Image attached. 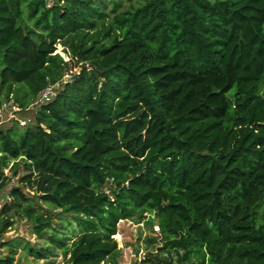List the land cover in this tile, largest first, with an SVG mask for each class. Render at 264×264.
Masks as SVG:
<instances>
[{
    "label": "trees",
    "instance_id": "obj_1",
    "mask_svg": "<svg viewBox=\"0 0 264 264\" xmlns=\"http://www.w3.org/2000/svg\"><path fill=\"white\" fill-rule=\"evenodd\" d=\"M127 2L0 0V106L63 80L57 43L79 67L29 124L0 126V191L17 177L0 235L18 215L65 264H120L119 221L148 213L177 264H264V0Z\"/></svg>",
    "mask_w": 264,
    "mask_h": 264
},
{
    "label": "rangeland",
    "instance_id": "obj_2",
    "mask_svg": "<svg viewBox=\"0 0 264 264\" xmlns=\"http://www.w3.org/2000/svg\"><path fill=\"white\" fill-rule=\"evenodd\" d=\"M141 0H133V2H139ZM128 5L127 0H122V6L125 7ZM55 53H58L64 61H67L68 69L65 71L63 80L58 82L53 88L52 91L61 87V84L70 78L72 73H77L79 67H73L72 61L69 59V55L64 52L63 46L59 43L55 45ZM43 98H38L33 103H31L26 109H20L18 111H13L14 107L12 106L11 101L6 102V107L3 114V121L0 124L1 127L9 126L12 121V115L15 118L25 120H33L34 113L41 103H44ZM9 119V120H8ZM30 123V122H29ZM28 123V124H29ZM19 126H21L19 124ZM7 173V170H5ZM20 174V170H19ZM17 177L13 179L3 190L0 191V209L8 199V190L9 188L16 184ZM107 190V189H106ZM42 207L47 208L46 204L40 202ZM259 211V220L264 221V203L258 209ZM55 212H59L58 209H55ZM12 213V212H11ZM145 218L141 222H136L135 220H120L117 225V233L113 238L117 242V247L121 250V255L119 258L120 264H140L141 260L150 258L153 260V264H177V258L182 254V250H179V253L172 251L170 253L165 252L163 249V241L161 239L160 230L156 231L154 226L157 225V222L154 220L153 224H148V218H152V214L144 213ZM13 225L8 227L7 231L0 235V257L8 254L9 249L7 246H2V242H7L11 239L21 240L17 245V253L14 255L13 264H65L66 257L63 254V248L58 247L56 243H49L47 240L39 239L33 234L31 229V224L25 219L20 218L18 215L13 216ZM53 234L56 237L63 239L67 245L75 238L78 229L76 224L70 215H62L60 219H57L55 216L53 218ZM69 238V239H66ZM25 242L30 243L31 246H50V252H47L46 259H36L21 247ZM66 248V247H65ZM67 256V255H66ZM103 264V263H102Z\"/></svg>",
    "mask_w": 264,
    "mask_h": 264
},
{
    "label": "built area",
    "instance_id": "obj_3",
    "mask_svg": "<svg viewBox=\"0 0 264 264\" xmlns=\"http://www.w3.org/2000/svg\"><path fill=\"white\" fill-rule=\"evenodd\" d=\"M56 84H57V83H56ZM56 84H55V85H56ZM55 85L46 87V88L41 92L39 98H43V99L45 100V102H46V101H49V100L54 96V94H55V91H54V90L52 91V89H51V87L53 88ZM11 103H12V106L14 107V109H13L14 112H15V111H18V110L21 109L20 107H18V106H17L16 104H14L13 102H11ZM5 107H6V102L2 103L1 106H0V124H2L3 121L5 120V119L2 118V117H3V114H4ZM10 119H11V121H12V120H16V121H18V123H19L21 126L27 125L29 122H31L29 119H28V120H25L24 118H21V119L15 118L13 115H12V117H11ZM8 120H9V119H8ZM5 121H6V120H5ZM11 181H13V179H12ZM154 229H155L156 231H159V226H158V224H157L156 226H154Z\"/></svg>",
    "mask_w": 264,
    "mask_h": 264
}]
</instances>
